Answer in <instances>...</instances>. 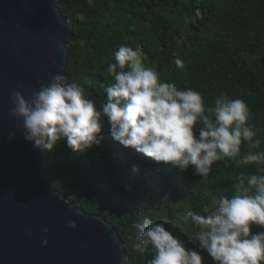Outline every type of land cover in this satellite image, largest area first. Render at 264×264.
Instances as JSON below:
<instances>
[{
	"label": "trees",
	"instance_id": "16d2710c",
	"mask_svg": "<svg viewBox=\"0 0 264 264\" xmlns=\"http://www.w3.org/2000/svg\"><path fill=\"white\" fill-rule=\"evenodd\" d=\"M62 15L74 25L65 76L85 89L97 109L111 83L106 58L120 45L139 46L146 63L155 64L165 82L200 92L205 106L227 94L248 105V121L264 151V0H58ZM183 61L178 68L175 59ZM102 143L84 153L66 142L45 151V171L55 189L81 211L102 216L118 231L128 264H147L150 255L132 247L145 216L181 239L186 248L214 264L191 240L193 225L182 217L200 211L212 195L234 194L233 185L264 165H213L206 179L189 168L183 174L171 165L123 147L102 119ZM247 151L242 143L241 154ZM264 229L252 227L253 233Z\"/></svg>",
	"mask_w": 264,
	"mask_h": 264
},
{
	"label": "clouds",
	"instance_id": "9594fccd",
	"mask_svg": "<svg viewBox=\"0 0 264 264\" xmlns=\"http://www.w3.org/2000/svg\"><path fill=\"white\" fill-rule=\"evenodd\" d=\"M141 47L120 45L113 60L106 58L105 74L111 83L106 99L97 109L86 98L84 87L55 74L39 91L26 99L20 91L11 97V116L22 121L24 139L40 152H54L66 142L73 152L84 153L102 143V119L107 118L112 138L125 148L168 164L183 174L190 167L206 179L213 165H264L261 141L248 121V105L227 94L205 106L202 94L165 82L155 64L149 66ZM178 68L183 61L175 59ZM15 138V137H13ZM242 143L247 151L241 154ZM233 185L231 196L212 195L200 211L187 210L185 221L193 225L191 240L206 252L214 264H264V168ZM167 220L159 223L145 216L132 247L147 253V264H203L198 251L167 231ZM67 227L76 230L75 221ZM41 244L47 247L49 229H41ZM31 237V232L26 230ZM126 259V258H125ZM125 264V260L122 261Z\"/></svg>",
	"mask_w": 264,
	"mask_h": 264
},
{
	"label": "water",
	"instance_id": "95a60500",
	"mask_svg": "<svg viewBox=\"0 0 264 264\" xmlns=\"http://www.w3.org/2000/svg\"><path fill=\"white\" fill-rule=\"evenodd\" d=\"M73 33L58 0H0V264H128L118 231L53 187L45 152L10 114L16 91L30 99L55 74L65 76Z\"/></svg>",
	"mask_w": 264,
	"mask_h": 264
}]
</instances>
